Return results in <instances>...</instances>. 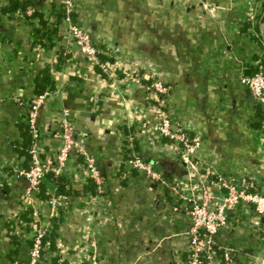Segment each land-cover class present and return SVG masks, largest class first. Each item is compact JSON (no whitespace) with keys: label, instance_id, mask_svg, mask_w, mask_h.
Segmentation results:
<instances>
[{"label":"crops","instance_id":"1","mask_svg":"<svg viewBox=\"0 0 264 264\" xmlns=\"http://www.w3.org/2000/svg\"><path fill=\"white\" fill-rule=\"evenodd\" d=\"M8 4L0 0V264L27 257L31 227L17 215L48 210L47 197L22 199L26 180L17 173L28 165L19 123L44 66L54 89L39 111L36 143L54 157L68 112L74 137L95 159L104 183L61 205L58 234L50 240L56 249L45 243L42 264H83L91 244L100 264H187L190 204L127 164L130 132L136 153L161 173L168 171L164 177L185 196L202 189L219 194V175L250 180L264 194L261 113L239 76L251 53L260 50L248 22L255 23L254 10L264 8L263 0H76L75 20L111 58L113 70L124 74L114 80L96 72L77 47L64 52V21L50 47L34 39L40 19L8 10ZM56 5L57 0H41V14L51 16ZM56 46L63 52L59 60ZM132 71L170 86L164 105L158 109L147 83ZM163 111L198 137L194 167L181 161L171 139L158 134L155 124ZM82 162L69 154L61 172L78 188L88 180ZM42 183L55 192L52 181ZM261 217L253 204L241 202L214 236L216 245L234 248L233 264H264ZM214 257L218 263L216 252Z\"/></svg>","mask_w":264,"mask_h":264},{"label":"built area","instance_id":"2","mask_svg":"<svg viewBox=\"0 0 264 264\" xmlns=\"http://www.w3.org/2000/svg\"><path fill=\"white\" fill-rule=\"evenodd\" d=\"M75 3L76 0H57L56 9L63 11L62 21L66 23L64 52L68 51V47L75 46L83 58L92 65H98L108 79L118 78L112 68L111 60L102 61L100 59L99 54H104V50L95 45L92 37L75 20L73 15ZM263 10V7H256L254 11L255 14H260L264 12ZM24 14L32 16L33 7L28 5ZM258 27L259 34L264 39V20L258 24ZM239 76L250 93L254 105L261 109L260 129L264 135V72L258 70L253 74H245V71L242 70ZM150 78V81L146 84V89L155 96L159 109L160 105H164L171 89L169 85L161 82L156 76ZM51 95L52 91H45L38 95L32 94L26 103L25 121L33 139L28 150V165L17 172L19 176L26 180V188L22 194L23 200H29L32 197L37 198V195H40L41 183L46 173L60 174L65 167L69 154L75 153L82 157L83 173L95 184L97 190H100L104 183L102 173L97 167L95 159L87 154L83 144L74 137V126L68 112H64L62 122L61 136L63 144L54 157L46 155L36 143L39 129L38 114ZM155 128L159 135L171 139L177 145L181 161L187 166L194 167L196 152L200 143L198 137L191 135L187 130L173 123L168 111L160 113ZM134 136V133L130 132L126 138V147L129 149L127 164L139 175L166 188L172 196L185 199L190 204V223L186 230L187 264H233L234 248L229 245H216L214 236L220 229L227 226L229 215L236 211L241 202L253 204L257 218L264 216V194L259 192L256 185L250 180L236 182L230 177L219 175L217 177V182L221 188L219 194L212 195L207 190L202 189L199 195L185 196L179 193L177 187L156 169L152 161L144 159L136 153ZM68 199L65 195H53L48 199V210L46 212L39 211L37 208L32 209L35 222H30L31 232L27 257L18 264H42L41 258L45 246L43 238L50 228V218L57 215V207L66 204ZM91 245L93 249H90L89 253L84 255L83 264H100L95 245ZM215 250L221 251L217 260L218 263L214 261Z\"/></svg>","mask_w":264,"mask_h":264},{"label":"trees","instance_id":"3","mask_svg":"<svg viewBox=\"0 0 264 264\" xmlns=\"http://www.w3.org/2000/svg\"><path fill=\"white\" fill-rule=\"evenodd\" d=\"M41 0H9V4L7 6L8 10H13L16 8H19L23 12H25L26 7L28 5H31L33 7V14L32 16H37L40 19L39 26L34 27V39L36 40H47V43L50 45L54 44L52 43V39L54 38L53 41L56 42V39H58V25H60V22H62V17H63V11L56 9L51 16L44 17L43 14H41L40 11V6ZM264 11V10H263ZM255 23H249V26L251 28V36L253 38L254 43L260 48L259 51H254V53H251L250 57L247 59V62L245 63L246 65V71L245 74H253L258 70H262L264 72V39L262 36L259 34V27L258 23L264 20V12H261L260 14L255 15ZM44 17V18H43ZM55 45V44H54ZM56 57L62 56L63 52L61 48L56 46ZM99 57L102 61L108 60L110 61L111 58L107 57L106 55H103L102 53L99 54ZM59 61L56 65L59 66ZM96 72H98L102 77L107 78V75L101 70V68L98 65H94ZM49 67L44 66L42 70H40L36 76L34 77V85H33V94L38 95L41 94L45 91H51L54 89V81L52 80V75L51 72L49 71ZM117 76L122 77L124 74H122L119 71H115ZM132 77L133 76H140V81L143 83H148L150 81V77L146 74L145 77L142 75V72H134L132 71L130 74ZM108 79V78H107ZM256 110L261 113V109L257 106ZM262 118V114H261ZM261 123H259V126ZM20 129H21V134H22V144H21V152L24 153L27 158L29 157L28 150L32 144V135L30 132V129L26 123L25 120L21 121L19 123ZM129 149L126 147V142H125V153L127 155ZM165 170V169H164ZM166 173V174H165ZM165 173H162L165 177H168L169 172L165 170ZM46 180L52 181V183L55 186V192L54 193H49L43 183H41L40 191L39 194L42 197H47L48 199L53 196V195H65L67 197H70L72 195H79L82 194L85 190L89 191H94L96 189L95 184L88 179L85 184L80 186L81 188H78L76 186H73L72 181L69 177L65 176L64 174H55L53 172H48L45 175ZM93 192V193H94ZM61 206L57 207L58 212L61 211ZM60 208V209H59ZM31 209H26L22 212H20L17 215V218L19 222L23 221L25 224L26 228H30L31 224L30 222H35V219L33 218L32 215H30ZM42 213V212H41ZM61 217L59 216V213H57L56 216H53L50 218V228L48 230L47 235L43 238V243H47L51 249H56L54 247L56 244L55 242H50L52 239L54 241V237H56L57 233V227H58V222L60 221ZM12 223V222H11ZM54 247V248H53ZM216 254L219 256L221 254V251L215 250Z\"/></svg>","mask_w":264,"mask_h":264},{"label":"water","instance_id":"4","mask_svg":"<svg viewBox=\"0 0 264 264\" xmlns=\"http://www.w3.org/2000/svg\"><path fill=\"white\" fill-rule=\"evenodd\" d=\"M261 221L264 222V216L261 217Z\"/></svg>","mask_w":264,"mask_h":264}]
</instances>
